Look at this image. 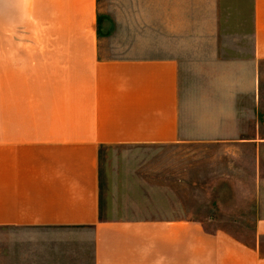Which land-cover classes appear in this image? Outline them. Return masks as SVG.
<instances>
[{"label":"crops","instance_id":"obj_1","mask_svg":"<svg viewBox=\"0 0 264 264\" xmlns=\"http://www.w3.org/2000/svg\"><path fill=\"white\" fill-rule=\"evenodd\" d=\"M159 1L174 53L109 56L99 0H0V264H264V0Z\"/></svg>","mask_w":264,"mask_h":264},{"label":"rangeland","instance_id":"obj_2","mask_svg":"<svg viewBox=\"0 0 264 264\" xmlns=\"http://www.w3.org/2000/svg\"><path fill=\"white\" fill-rule=\"evenodd\" d=\"M160 5L159 0H99L101 13L108 17L104 18V33L109 40L104 44L103 53L109 56L174 53V40L164 37V31L159 28ZM261 81L264 92V63ZM109 152L104 149L101 153V171L113 157ZM228 232L244 238L250 236L251 231L234 229Z\"/></svg>","mask_w":264,"mask_h":264}]
</instances>
